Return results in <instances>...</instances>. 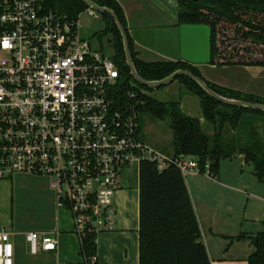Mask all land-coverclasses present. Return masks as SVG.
<instances>
[{
	"label": "built area",
	"instance_id": "2783aa9c",
	"mask_svg": "<svg viewBox=\"0 0 264 264\" xmlns=\"http://www.w3.org/2000/svg\"><path fill=\"white\" fill-rule=\"evenodd\" d=\"M79 28V18L48 9L45 0H0V181L50 178L75 233L98 239L117 228L125 170L152 162L188 177L200 167L194 156L165 155L141 138L143 90H125L120 66ZM26 240L33 254L58 247L53 233L29 232ZM13 258L11 234L0 228V264Z\"/></svg>",
	"mask_w": 264,
	"mask_h": 264
},
{
	"label": "trees",
	"instance_id": "16d2710c",
	"mask_svg": "<svg viewBox=\"0 0 264 264\" xmlns=\"http://www.w3.org/2000/svg\"><path fill=\"white\" fill-rule=\"evenodd\" d=\"M99 6L115 11L127 34L132 58L138 73L145 80H161L179 69L189 70L201 77L196 66L185 61L145 62L135 52L136 42L130 36L126 18L117 0H93ZM176 17L178 24L206 25L211 30V61L210 65L219 68L248 67L264 68V0H177ZM48 9L58 10L70 19H78L88 9L84 0H45ZM106 24L104 32L113 40V60L120 66L125 90L131 82L134 88L149 89L138 84L130 75L126 65L122 38L114 22L107 13L100 14ZM234 29L235 36L247 42V55L234 58L220 48V36L227 37L228 30ZM204 79V78H203ZM205 80V79H204ZM183 90L180 99L191 94L201 103L205 123H201L184 115L180 103H164L154 101L144 93L139 94L141 112L149 111L157 118L170 119L173 132L175 156H194L197 158L200 172L206 171L213 178L219 175L222 160L242 155L245 161L254 164V175L264 182V146L250 147L235 145L226 141L225 126L230 124L235 131L238 129L244 111L253 114H264L228 107L207 95L197 83L187 76H179ZM209 87L219 95L238 100L264 104L253 95H243L239 91L212 84L205 80ZM264 116V115H258ZM264 118V117H262ZM209 124L213 134H208L203 126ZM240 238H244L241 236ZM252 254L248 264H264V231L249 237ZM80 256L84 264L97 263V236L87 233L82 236ZM139 264H212L205 245L201 242V229L197 215L187 188L186 180L180 169L170 165L163 170L152 162H143L139 167Z\"/></svg>",
	"mask_w": 264,
	"mask_h": 264
},
{
	"label": "rangeland",
	"instance_id": "374dc122",
	"mask_svg": "<svg viewBox=\"0 0 264 264\" xmlns=\"http://www.w3.org/2000/svg\"><path fill=\"white\" fill-rule=\"evenodd\" d=\"M117 1L123 9L130 33L136 28L157 29L174 27L178 24L175 9L164 7L159 0ZM163 4L167 5L165 0ZM79 26L80 37L88 41L95 51H102L107 56L113 57V40L110 34L107 35L104 32L106 24L99 13L94 18L83 12L79 16ZM233 30H228L227 37L229 38H225L224 34H221L219 45L228 56L234 55L232 57L240 58L247 55V42L239 36H235ZM135 52L138 54V58L145 62L169 61L164 56L138 44H135ZM204 65L206 66H196V69L208 82H221L226 88L241 92L243 98H246V95H253L261 101L264 100V68H219L216 66V68H212L210 64ZM142 90L154 101L169 105L180 100L183 88L179 81H175L161 88H142ZM258 115L264 114L244 111L237 130L234 131L230 124L225 126L224 139L230 143H236L237 146L250 147L253 144L261 143L264 146V118H262L264 116ZM140 125V136L144 141L165 155L172 156L174 154L173 132L168 117L160 119L149 111H143ZM203 128L208 134H213V128L209 124H204ZM238 169L239 176L236 171ZM220 170L221 175H224L225 172L234 183L243 180L247 195L237 193L233 197L228 195L224 203L221 204L222 207H220L219 215L215 218V223L221 224L222 228H224L223 225H227L229 230L220 235L217 241V251L223 255H232L231 253L235 251L239 256L236 264H246L241 256L253 251L249 237L264 231V202L262 201L264 199V182L261 183L254 175V164L246 162L242 155L222 160ZM241 171L242 174H240ZM125 172L122 173V179ZM126 175H129L135 182L137 169L133 167ZM240 175L244 176L240 177ZM189 178L190 176L186 179ZM219 179L222 180V177ZM29 185H35L36 188H28ZM40 187H45L49 193L53 192L55 195L50 178L45 176H17L13 179L0 181V227H5L9 233L10 230H15L17 227H36L37 220L34 216L26 214L21 216L20 211L25 207L23 201L25 194L31 192L30 189H33L38 197L44 196ZM62 217L64 222H69V214H63ZM236 229L237 232H232ZM241 236L244 238H240Z\"/></svg>",
	"mask_w": 264,
	"mask_h": 264
},
{
	"label": "crops",
	"instance_id": "0c3cea01",
	"mask_svg": "<svg viewBox=\"0 0 264 264\" xmlns=\"http://www.w3.org/2000/svg\"><path fill=\"white\" fill-rule=\"evenodd\" d=\"M194 66L201 67L206 65ZM212 68L216 67L212 66ZM212 83L226 87L222 85L221 82ZM184 96H191L198 99L191 94H186ZM182 98L177 101L180 103V106ZM190 102L193 104V101ZM136 169L137 178L135 182L129 175H126L132 168L125 170V176L122 179V189L116 195V205L118 208L117 228L113 232L103 233L98 237V258L96 264H139V168ZM221 170L219 168V175L217 178L209 176L208 170L206 169L204 173L200 172L197 175H190V178L186 179V177L185 180L200 225L201 242L208 251L211 263L236 264L239 256H237L235 251L231 253L232 255H223L217 251V241L220 235L226 233L229 228L227 225L223 224L224 228H222L220 226L221 224H218V222L215 223V218L219 215L220 207H222L221 204L224 203L228 195L232 197L235 193L247 195V190L244 189L245 183L243 180H240L239 183H234L231 177L226 175L225 172L224 175H221ZM236 171L239 176V169ZM242 173L241 171L240 174ZM17 176L22 177L30 175L19 174L16 175L15 178ZM243 176L240 175V177ZM221 177L222 180L219 179ZM27 187L36 188L35 185H29ZM40 188H42L41 190L44 196L38 197L33 189H30L31 192L25 194L23 201L25 207L23 209L21 208L22 210L20 211L21 216L25 214L34 216L37 220L36 227H17L15 230H10L14 247L13 263L84 264L83 258L80 256L81 240L79 235L75 233V227L70 212L64 208L57 207L56 197L53 192L49 193L45 187ZM262 201L264 202V199ZM63 214H69V222H64V218L62 217ZM0 228L7 231L5 227ZM234 231L237 232V229L232 232ZM29 232L55 234L58 240L57 249L53 252H39L33 254L26 240V234ZM252 252L241 256L246 264H248L247 259Z\"/></svg>",
	"mask_w": 264,
	"mask_h": 264
},
{
	"label": "water",
	"instance_id": "95a60500",
	"mask_svg": "<svg viewBox=\"0 0 264 264\" xmlns=\"http://www.w3.org/2000/svg\"><path fill=\"white\" fill-rule=\"evenodd\" d=\"M84 1L88 8L95 10L99 14L107 13L114 19L122 38L126 65L130 70V75L141 86L149 89L161 88L172 84L179 76H187L197 83L207 95L228 107L264 113V104L219 95L209 87L203 78L194 75L189 70H176L161 80H145L136 69L131 54L129 35L115 11L105 6H99L93 0ZM159 1L164 7H173L176 11L177 0H165L167 5L163 4L164 0ZM130 36L136 44L152 50L171 61H185L192 65L209 64L211 61V30L206 25L183 24L167 28L134 29ZM190 101H193V104ZM180 109L184 115L205 123L199 99L184 96Z\"/></svg>",
	"mask_w": 264,
	"mask_h": 264
}]
</instances>
